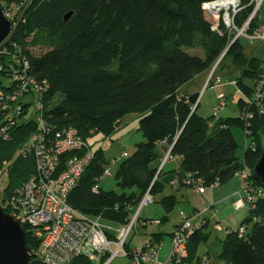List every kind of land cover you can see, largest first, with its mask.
Returning a JSON list of instances; mask_svg holds the SVG:
<instances>
[{"label": "trees", "instance_id": "16d2710c", "mask_svg": "<svg viewBox=\"0 0 264 264\" xmlns=\"http://www.w3.org/2000/svg\"><path fill=\"white\" fill-rule=\"evenodd\" d=\"M0 1L1 5L27 2L22 19L4 44L7 53L0 54V90L7 94L14 88L9 79L17 68L13 54L19 55V69L21 60H27L29 68L24 76L42 87L39 97L33 95L31 86L17 96V104H21L18 113L0 107V120L6 111L13 117L1 123L8 124L7 134H0V169L7 162L3 202L35 172L34 157L19 155L37 129L38 110L31 97L42 103L47 125L74 127L90 149L92 136L101 133L109 137L125 115L138 113V131L144 139L118 164L115 178L120 191H105L100 186L109 160L103 148L97 147L92 149L94 155L70 191L68 202L87 216L119 226L128 221L146 191L155 196L167 186H191L185 182L173 184L176 177L181 181L190 173L203 179L206 187L216 181L223 184L247 168L250 183L262 189L263 195L248 208L237 228L216 226L225 230L217 257L224 264H264V185L252 173L264 146V99L260 105L254 96L264 60L247 55L242 39L231 42L227 31L220 33L211 28L202 7L211 0ZM240 3L241 10L234 17L238 26L250 19L254 10L252 0ZM68 12L71 15L65 19ZM263 22L256 13L250 19L248 33ZM196 45L203 49V56L185 50ZM38 48L42 51L35 53L33 50ZM224 50L217 67L230 56L240 68L234 79L239 90L237 112L248 111L252 116L236 113L211 124L214 115L204 117L197 111L199 94L180 90L198 74L212 69ZM235 126L249 132L243 160L237 155ZM161 148L181 158L178 169L160 167ZM94 185L98 187L96 192ZM161 203L166 214L158 218L159 226L169 219L178 198L169 194ZM150 220L140 215L136 231L144 228L150 242L159 247L165 233L158 229L147 232ZM196 223L187 242V257L178 264H200L198 247L209 241L211 231L207 230V222ZM22 227L33 250L26 264H45L36 255L39 240L28 225ZM131 247L127 240L126 248ZM127 257L132 262V255ZM68 264L97 263L77 256Z\"/></svg>", "mask_w": 264, "mask_h": 264}, {"label": "built area", "instance_id": "2783aa9c", "mask_svg": "<svg viewBox=\"0 0 264 264\" xmlns=\"http://www.w3.org/2000/svg\"><path fill=\"white\" fill-rule=\"evenodd\" d=\"M253 1L257 2L250 19L262 5V0ZM26 4L27 2L23 4L2 2L3 14L11 22L12 27L9 35L0 42V54L7 53L5 49L3 50L4 44L22 19ZM202 7L211 28L220 33L227 31L229 37L232 35L231 42L242 38L248 39L249 42L255 38L264 41V24H261L252 33H248L250 19L245 21L242 26L236 24L234 17L241 10L240 0H211L203 3ZM225 52L226 50L221 53L211 69L212 71L206 79L207 87L212 86V84H222L220 76L214 75V70ZM18 56L13 54V58H17V68L13 69L15 73L9 77L14 88L12 87L7 94L0 90V107L3 110L13 108L14 112L17 113L21 109V104H17L18 95H21L28 86H31L33 95L39 97L42 89L36 80L24 76L29 65L27 60L22 59V69H19L20 58ZM231 83L236 85L235 80H232ZM17 88V91L14 90ZM254 96L261 105V100L264 99V71L262 77L255 84ZM219 98L220 105H225L224 95L220 94ZM31 101L38 110L35 113L37 129L24 144L19 155L34 157L35 172L13 190L2 206L8 208L9 212L14 214L21 224H26L31 228L33 237L39 240V247L36 251L37 257L45 264H68L77 256H84L97 264H109L115 257H127L129 255H132V264H178L183 258H186L188 253L187 242L195 225L198 224L192 223V218L183 211L180 212L182 215L181 224L173 229L171 250L165 262H159V247L152 244L148 238L140 245L132 246L131 250L126 248L129 234L132 230H136L139 224L141 209L154 201V195L150 190L144 193L138 207L128 221L117 227L103 225L100 217L87 216L68 202L70 191L78 184L83 171L94 155V151L88 149V144L74 127L59 129L47 125L43 115L42 103L33 97H31ZM216 115L217 108L214 111V116ZM237 115L252 116L248 111L243 114L237 112ZM11 117L12 113L7 111L3 118L1 117L0 134H7L8 124L2 125L1 123L3 120L11 121ZM248 135L249 132L245 130L247 140H249ZM83 149H86L85 155L84 153L80 154ZM69 153L72 154L64 157V154ZM126 156V152L121 154L122 158ZM172 158L174 155L169 149L164 161ZM115 162H117V158L109 160L101 178L111 174V165ZM4 166L0 169V185H2L4 178L7 179V162H4ZM236 175L240 178L242 189L233 205L236 209L245 206L249 208L258 197L263 195V191L252 186L247 168L237 171ZM173 181L175 185L179 182H185L196 187L200 192L205 190L203 179L195 178L190 173L186 174L181 181L177 177ZM217 184H219L218 181L212 185ZM93 190L96 192L98 187L94 185ZM159 223L160 219H152L149 225H159ZM102 259L105 260L102 262Z\"/></svg>", "mask_w": 264, "mask_h": 264}, {"label": "rangeland", "instance_id": "374dc122", "mask_svg": "<svg viewBox=\"0 0 264 264\" xmlns=\"http://www.w3.org/2000/svg\"><path fill=\"white\" fill-rule=\"evenodd\" d=\"M264 0H262L263 3ZM254 5L257 1H253ZM257 13L259 14V17L261 20H264V5L260 6ZM208 14V13H207ZM256 15V14H255ZM262 23V22H260ZM264 23V22H263ZM232 38V35L231 37ZM242 41L245 45L244 51L247 55H255L257 57H260L264 60V41L262 39L255 38L251 42L248 41L246 38H242ZM34 49L33 51L35 53H40L42 50L41 48H38V50ZM185 50H187L189 53L194 55L203 56V49L196 45L195 47H185ZM217 73L220 75L222 79V84L215 85V86H206V79L208 75L211 73V69L206 75V77H195L190 82L186 83V85H183L181 87V92H188V93H198L199 94V101L200 105L198 107V113L201 116L204 117H210L214 115V111L217 108V115L213 116L212 123L213 124L216 120L219 119V117H228V116H234L237 113V100L239 98V91L236 85L232 84L231 81L234 80L241 72L240 68L234 64L230 56H226L221 64L216 67ZM216 68L214 70V75L217 73ZM222 93L224 95L223 100L226 101L225 105H220V98L219 95ZM139 125V118L138 113H130L123 117V122L119 125V128L116 129L112 134L111 137L104 136L101 133H98L91 137L90 139V145L92 148L96 147H103L105 149V156L108 160L112 158H117L118 162H115L117 164L111 165V174L107 175L102 178L100 181V186L105 191H111L115 190L117 192L120 191L119 187L116 184V178H115V172L117 170L119 162L122 160L121 154L123 152H132L134 150V146L129 145V141H132V139L135 136V130L138 128ZM234 137L238 143V150L237 155L240 160H243L244 151L246 149V144L249 140L246 139L245 136V130L242 127L235 126L232 128ZM140 132V131H139ZM122 140V141H121ZM89 149V147H88ZM162 149L161 155L164 152V149ZM124 150V151H123ZM80 154L84 155L86 154V149H83L80 151ZM126 152V153H127ZM128 155V154H127ZM176 161L175 163H177ZM236 175V174H235ZM239 178V177H238ZM240 179V178H239ZM5 178L3 179L2 185H0V206L5 210V208L2 206L3 204V189L5 187ZM242 186V185H241ZM194 187V186H191ZM196 188V187H194ZM197 189V188H196ZM242 189V188H241ZM169 194H175L178 197V203L175 206V208L170 212L169 219H167L165 222H163L162 225H155L150 224L147 228V232L154 231L157 229H162V231L165 233L164 240L161 243L162 245L158 248V260L159 262L163 263L167 260L168 255L171 250V236L170 232L173 230L177 223L181 222L182 215L180 214V211L183 210L186 214L192 216V223H196L201 221V219H197L195 214H192L191 212L188 213L193 209V206L199 207L200 209L205 208V206L212 210H208L209 212L206 213L208 216H212V222H216L215 216L217 215V218L222 216V214H217L215 207H209L210 202L205 204V202L199 201V199L190 192L188 187H184L181 189L174 188L173 186H167L165 190L161 193H158L154 196V201L152 203H149L148 205L144 206L141 211L140 215L142 218H149V219H158L161 216L166 214V210L163 207L161 203V199ZM207 208V209H208ZM8 209V208H7ZM9 210V209H8ZM248 206L246 208L238 210L235 213V220L238 222V224L234 225V228L238 227L241 222L243 221L244 217L248 214ZM10 213V212H9ZM215 214V215H214ZM221 219V218H219ZM103 225H110L112 227H117L118 225H112L107 222L101 221ZM220 225L222 228H225V223H215L208 227V230L211 231V236L209 242L205 243L202 242L198 247V255L201 256L200 264H210L207 262V258H205L203 255L207 254L208 251L211 252V258L212 260H217L216 257V251H217V245L215 248L216 241L212 244L210 247V244L216 239V237L222 238L225 235V230H217L215 227L217 225ZM159 226V227H158ZM144 228L139 227V230H132V232L128 236V240L131 244V246H138L141 242H144L147 237L149 236L148 233L145 234ZM219 242V241H218ZM109 264H132L129 257H115L113 260L110 261ZM187 264V263H185ZM192 264H198L196 262Z\"/></svg>", "mask_w": 264, "mask_h": 264}, {"label": "crops", "instance_id": "0c3cea01", "mask_svg": "<svg viewBox=\"0 0 264 264\" xmlns=\"http://www.w3.org/2000/svg\"><path fill=\"white\" fill-rule=\"evenodd\" d=\"M215 72L217 73V69H216ZM207 74H208V72L205 71L203 73L198 74L195 77H206ZM216 75L220 76L218 73ZM181 93H188V92L184 91V92H181ZM188 94H191V93H188ZM220 94H222V93H220ZM199 99L200 98L198 97V102H199V105H200ZM225 103H226V101H225ZM226 105L227 104H225V106ZM139 117H140V114H138V118ZM122 122H123V119L121 120V123ZM118 128H119V126L116 129H118ZM135 133L136 134H135L134 138L132 139V141H129V145L135 146V144L139 143L140 141H142L144 139L142 134H141V132L138 131V128L135 130ZM90 139H89V144H91L90 143ZM92 149H95V148H92ZM103 150H104V153H105V149L104 148H103ZM125 151L127 152V150H125ZM167 151H164L162 153V155H161L162 161H161L160 167L164 166V170L178 169V167L180 166V163H181V158L179 156H174V158L164 161V158H165V155H166ZM127 154H129V152H127ZM176 161H178V162L175 163ZM115 164H117V163H115ZM111 169H112V167H111ZM184 187H186V188L188 187L190 192L194 195V197L196 196L199 199L200 202H201V200H202V202H205V204L210 202V206L209 207H215L216 208L217 214L219 213L218 217H219L220 214H222V216L219 217L221 219L217 218V215H216L215 216V220H214L216 222H212L213 217L206 215V213L209 212L208 210H212L213 211L214 209L208 208V206L207 207L205 206V208H203V209H200L199 207H196L195 205L193 206V209L191 211H189L188 213L191 212L192 214H195L196 215L195 217L197 219L198 218L201 219V221H199V222H205V223L207 222V230H208V227L210 226L211 223H212V225L217 223V222L225 223V226H226L225 228H229L230 227V228H233V229H234V225L238 224V222H236V220H235V213L238 210L240 211L241 209L246 208V206L243 207V208H240V209H236L234 207V205H233L234 201L239 197V195L241 193V188H242L240 179L238 178L237 175H234L231 179H229L227 182H225L223 184L206 186L204 192H200L198 189H196L194 187H191V186H186V185L177 186V187H174V188L181 189V188H184ZM181 211H183V210H181ZM214 212H215V210H214ZM215 229H217V228L215 227ZM158 231H162V229H158ZM221 231H223V230H221ZM220 239L221 238L216 237V239L210 244V247H211L212 244L216 241V243H214L215 244V248H216V245L218 246L216 254H215L216 257L218 256V253H219V250H220ZM163 240H164V238H163ZM163 240L161 241V243L163 242ZM209 240H210V238H209ZM161 243H160L159 247L162 245ZM203 256L205 258H207V262L210 263V264H224L221 260L218 259V257H217V260H212L210 251H208V253L203 255Z\"/></svg>", "mask_w": 264, "mask_h": 264}, {"label": "water", "instance_id": "95a60500", "mask_svg": "<svg viewBox=\"0 0 264 264\" xmlns=\"http://www.w3.org/2000/svg\"><path fill=\"white\" fill-rule=\"evenodd\" d=\"M70 15V12L66 13L65 19ZM11 27L0 4V42L9 35ZM252 173L256 181L264 185V146ZM32 255L33 250L27 243V235L21 222L0 206V264H26Z\"/></svg>", "mask_w": 264, "mask_h": 264}]
</instances>
